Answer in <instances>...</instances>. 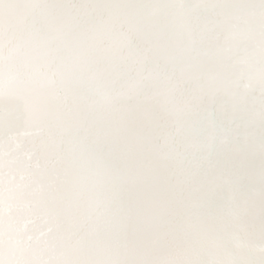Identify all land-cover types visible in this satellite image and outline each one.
<instances>
[{
	"label": "snow or ice",
	"instance_id": "obj_1",
	"mask_svg": "<svg viewBox=\"0 0 264 264\" xmlns=\"http://www.w3.org/2000/svg\"><path fill=\"white\" fill-rule=\"evenodd\" d=\"M0 264H264V0H0Z\"/></svg>",
	"mask_w": 264,
	"mask_h": 264
}]
</instances>
